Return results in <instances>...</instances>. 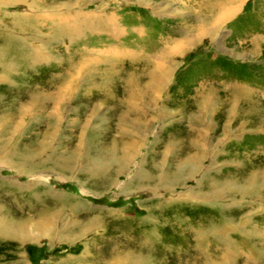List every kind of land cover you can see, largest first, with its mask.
<instances>
[{"label":"rangeland","instance_id":"rangeland-1","mask_svg":"<svg viewBox=\"0 0 264 264\" xmlns=\"http://www.w3.org/2000/svg\"><path fill=\"white\" fill-rule=\"evenodd\" d=\"M0 220V264H264V0H0Z\"/></svg>","mask_w":264,"mask_h":264},{"label":"bare ground","instance_id":"bare-ground-1","mask_svg":"<svg viewBox=\"0 0 264 264\" xmlns=\"http://www.w3.org/2000/svg\"><path fill=\"white\" fill-rule=\"evenodd\" d=\"M231 8H232V3L229 2V5H227L225 10H223V13H225V11H227V9L230 10ZM0 229H2L6 235L8 233L10 236H17L18 238H22V239H24L26 236H28L30 234L29 230L27 232L26 229L25 228L23 229V227L21 225L7 224L1 220H0ZM19 235H21V236H19Z\"/></svg>","mask_w":264,"mask_h":264}]
</instances>
